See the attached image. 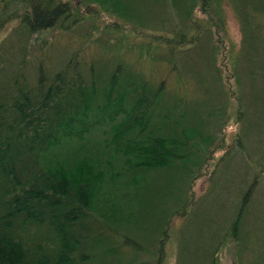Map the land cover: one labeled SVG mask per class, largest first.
<instances>
[{
    "label": "rangeland",
    "instance_id": "1",
    "mask_svg": "<svg viewBox=\"0 0 264 264\" xmlns=\"http://www.w3.org/2000/svg\"><path fill=\"white\" fill-rule=\"evenodd\" d=\"M114 1L125 20L95 4L66 0L78 4L79 12L74 13L79 21L74 26L73 17L61 27L33 35L28 48L34 59L24 58L18 50L6 55L0 84L14 79L19 62H23L19 75L31 83L36 68L45 67L49 75L65 59L76 58L83 69L90 62L99 72L121 64L139 75L137 79L148 80L153 93L162 86L169 97H185L197 112L188 117L191 126H202L199 114L211 109L221 116L210 121L214 143L197 151L205 165L194 168L188 182L176 170L162 171L138 189L125 211L119 210L106 225L104 233L111 237L96 244L94 264H211L221 239L215 264H264V0ZM14 25L5 27L0 38ZM111 26L115 29H104ZM176 30L190 41L197 39L194 46L200 42L191 50L179 49L172 57L176 68L172 70L161 40ZM154 35L161 40H152ZM15 37H20L19 29L1 50L9 51ZM106 71L104 78L94 80L105 83ZM127 77L128 73L122 79ZM246 194L240 236H235L228 230ZM126 197L120 199L123 204L128 203ZM109 200L120 208L116 196Z\"/></svg>",
    "mask_w": 264,
    "mask_h": 264
},
{
    "label": "trees",
    "instance_id": "2",
    "mask_svg": "<svg viewBox=\"0 0 264 264\" xmlns=\"http://www.w3.org/2000/svg\"><path fill=\"white\" fill-rule=\"evenodd\" d=\"M65 1L0 0V32L15 23L0 38V47L20 30L9 51L0 48V68L3 58L16 50L34 59L28 48L33 35L73 17L75 26L79 6ZM82 2L122 18L114 0ZM175 32L165 41L160 35L151 37L166 44L172 70L175 53L200 42L194 46L197 39ZM22 67L23 62L17 63L14 79L0 84V264H94L96 244L111 237L104 233L106 225L125 211L138 189L162 171L176 170L188 182L194 168L205 165L197 151L214 143L210 121L221 113L211 109L199 114L202 126H191L188 117L197 112L185 97H169L162 86L153 93L148 80L137 79L121 64L102 70V76L90 62L83 69L76 58L65 59L49 75L45 67L36 68L33 83L19 75ZM105 71V83L96 82L94 77L104 78ZM238 145L243 148L240 139ZM125 195L127 204L120 200ZM111 196L118 198L120 208L108 202ZM247 198L228 230L235 236H240ZM223 243L221 239L215 246V255Z\"/></svg>",
    "mask_w": 264,
    "mask_h": 264
}]
</instances>
